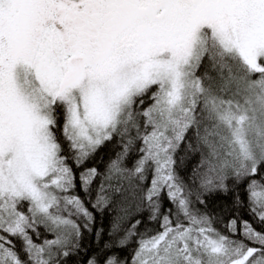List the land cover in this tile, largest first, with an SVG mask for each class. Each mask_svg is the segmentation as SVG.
I'll list each match as a JSON object with an SVG mask.
<instances>
[{
  "label": "snow or ice",
  "instance_id": "snow-or-ice-1",
  "mask_svg": "<svg viewBox=\"0 0 264 264\" xmlns=\"http://www.w3.org/2000/svg\"><path fill=\"white\" fill-rule=\"evenodd\" d=\"M0 264H264V0H0Z\"/></svg>",
  "mask_w": 264,
  "mask_h": 264
}]
</instances>
